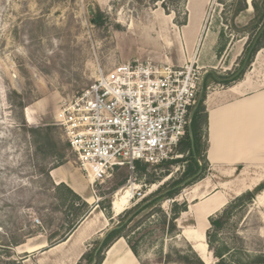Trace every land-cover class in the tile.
<instances>
[{"label":"rangeland","instance_id":"obj_1","mask_svg":"<svg viewBox=\"0 0 264 264\" xmlns=\"http://www.w3.org/2000/svg\"><path fill=\"white\" fill-rule=\"evenodd\" d=\"M255 1L264 8V0ZM234 4V0H182L177 5L167 3L164 11L160 3L137 7L130 0H0V264H25L24 244L52 246L54 240H49V236L65 214L62 208L54 211V206L62 203L54 198L65 196L51 191L45 176L55 161L47 150H36L21 129L16 105L19 102L25 105L21 118L27 126L51 125L61 104L90 85L98 69L110 70L133 60L158 61L165 56L174 66H181L192 58L198 43V66L208 75L205 101L213 88H225L241 79L255 89H263L264 48L251 57L250 49L264 20L254 29L253 8L233 20ZM240 73L243 74L239 79L229 84L224 82ZM31 114L36 115L32 123L25 119ZM205 125L206 117H203L199 123L200 149L206 150ZM55 132L59 138L61 131L55 127ZM64 154V162L75 160L69 149ZM202 154L205 155L201 150ZM186 156L179 155L174 160L183 161ZM201 164L205 166L203 174L181 190L176 200L179 204L195 203L215 192L218 183L230 180L219 189L236 192L229 204L259 184L258 179H264V165L248 167L238 176L223 178L213 177L208 164ZM186 166L184 162L171 165L167 177H164L166 170L150 167L146 176L130 177L119 189V195L131 191L120 215L163 184L181 179ZM149 175L155 178V184L146 183ZM107 185L96 187L95 196L106 209L103 214L109 231L118 224L120 216H115L111 209L119 190L107 197ZM103 194L106 197H100ZM171 202L160 204L161 213L140 220L149 212L146 210L134 220V223L140 220L128 237L138 256L134 264H164L162 257L173 249L188 252L189 246L206 245L205 237L204 242L194 239V221L189 213L181 214L176 221L182 232L179 236L167 233L162 214L167 218L172 216ZM14 240L25 243L10 251L1 249ZM99 241H91L87 251L91 252ZM218 242L234 250L225 255V264H248L264 257V193L251 205H241L232 211L231 222L219 233ZM203 262H218L208 247ZM78 264L88 262L81 260Z\"/></svg>","mask_w":264,"mask_h":264},{"label":"built area","instance_id":"obj_2","mask_svg":"<svg viewBox=\"0 0 264 264\" xmlns=\"http://www.w3.org/2000/svg\"><path fill=\"white\" fill-rule=\"evenodd\" d=\"M181 66L165 56L98 69L95 79L58 108L53 126L92 192L117 169L177 159L204 90L197 53Z\"/></svg>","mask_w":264,"mask_h":264},{"label":"trees","instance_id":"obj_3","mask_svg":"<svg viewBox=\"0 0 264 264\" xmlns=\"http://www.w3.org/2000/svg\"><path fill=\"white\" fill-rule=\"evenodd\" d=\"M137 7H146L149 5H156L160 3V6L165 11L167 10V3L170 5H177L182 0H130ZM235 4L232 8V18L233 20L240 15L242 12L247 10L246 0H234ZM252 8L256 13L255 16V24L254 29L258 28L260 25V21L264 20V8H260L256 1L252 2ZM264 27V23L258 28L254 41L251 45L250 49V57L256 52L260 51L264 48V31L260 34V31ZM243 73H240L233 80L224 81L226 84L233 82L241 77ZM208 76V75H207ZM207 78V77H206ZM13 95H16L13 93ZM205 94L203 93L201 102L193 114L191 127L187 131V134L180 142L177 148L178 155H187L186 160H172L169 162H165L159 164L157 166H150L141 162L134 163L133 172L124 167L117 169L113 174V177L109 182H105L100 185H109L107 191V197H110L117 190L121 189L126 185L129 181L130 177H141L142 175L146 176L147 168H153L155 170H166L164 177H167L170 172L169 168L171 165L176 164L178 162H184L187 166L184 169L182 174V178L173 181L170 185L163 184L156 192L150 194L148 197L144 198L143 201L139 204H136L133 208L125 211L122 215L119 216L118 224L113 227L105 236V238L99 241L96 247L91 251L87 252L81 260H87L88 264H92L93 260H95V264H102L104 260V255L107 249L117 240L123 239L128 247V249L132 252L133 256L137 259V252L135 247L128 240L129 233H132L134 229L137 228L140 220L143 218H147V216H151L155 212H160L159 206L163 202L172 201L170 213L171 217L167 218V216L163 213V224L166 226V231L169 234H172L173 237H177L181 234L177 225L178 217L187 212L188 205L186 202L178 203L177 197L179 196L181 190L187 186H190L195 180L201 177L204 171L202 162H206L205 155H201L202 152H206L205 148L200 149V120L201 118L206 117L205 113ZM16 107L20 110V116L18 117L19 125L21 129L28 135L32 144L35 146L36 150H47L52 161H55V164L52 168H50L47 172H45L46 180L50 184V189L53 192H62L63 197L54 198L56 201L61 204H56L54 206V211L58 212L59 208L64 210L63 220L58 224L56 230L49 236V240L53 241V245H57L59 243L64 242L67 237L76 229V227L88 216L89 206L77 195H75L71 190H69L64 185H54L49 176V171L56 167L61 166L65 162V150L68 149V145L65 142H61L60 137H57L55 132V127L53 124L51 125H42L38 127H30L27 126L25 121L21 118V112L25 108L22 102H19ZM204 115V116H203ZM202 161V162H201ZM44 170V169H43ZM45 171V170H44ZM43 171V172H44ZM186 182V183H185ZM148 185L155 184V178L149 175L148 180H146ZM185 183V184H184ZM184 184L183 186H181ZM107 185V186H108ZM167 188L164 189V186ZM264 191V179L261 180L259 184L253 187L251 190L242 193L241 195L233 198L231 202L221 211V213L216 214L208 219L209 227L205 232V243L208 247V251L211 252L214 259H217V264H225V255L231 253L226 244H219L218 235L219 233L226 228L231 222L232 211L239 206H248L253 203L258 195H260ZM100 195V197L105 196ZM105 196V197H106ZM108 207V206H107ZM106 207V208H107ZM158 207V208H157ZM98 208L105 212V207H101V204H98ZM146 210L149 212L145 214L140 220H134L139 217ZM111 218V217H110ZM109 218V219H110ZM52 224V221H50ZM136 227V228H135ZM25 242L20 241H12L9 242L8 245H5L3 248L6 251H10L12 248H16L18 246L23 245ZM188 245V244H187ZM220 245V246H219ZM234 249V248H232ZM162 262L164 264H205L198 255L194 252V250L189 246L188 252H183L180 249H173L170 253L164 255L162 257ZM248 264H264V257L257 258L255 260L250 261Z\"/></svg>","mask_w":264,"mask_h":264},{"label":"crops","instance_id":"obj_4","mask_svg":"<svg viewBox=\"0 0 264 264\" xmlns=\"http://www.w3.org/2000/svg\"><path fill=\"white\" fill-rule=\"evenodd\" d=\"M253 1L255 0L250 3L246 2L247 10L245 12L251 11ZM190 24L191 20L187 22L186 28ZM213 79L218 80L214 75ZM207 80L208 76L205 73L204 86ZM204 106L207 144L205 160L213 177L229 178L238 176L242 170L246 171L248 167L264 165V88L255 89L251 83L241 79L225 88H213L206 96ZM210 113L214 114V126L212 129L209 122ZM25 119H30V123L35 122L36 115L25 116ZM245 126L250 128L249 131L247 130L248 132L245 131ZM49 176L54 185H64L80 197L89 206V213L62 243L52 246L46 243L35 246L24 244L27 247L25 251L27 259L24 263L78 264L83 255L88 252V244L95 239L103 240L111 229L107 230L108 225L105 216L98 208V198L92 192L83 173L75 165L74 160H68L61 166L51 169ZM261 180L262 178L258 179V182ZM229 181L218 183L219 186L215 188V192L209 193L201 197L197 202L188 205L186 213L193 217L194 230L197 225L193 214L195 207L205 203L207 208H214L208 211L212 212L214 216L222 208H225L228 200L232 198V194H236L234 191L231 192L230 189L228 190L229 192L219 190L223 187L222 185L229 183ZM248 190H251V188ZM191 247L193 249V245ZM112 249L115 250L114 257L116 260L119 257V253L123 252L131 260L130 264H134L135 257L123 239H117L107 249L102 264L107 260Z\"/></svg>","mask_w":264,"mask_h":264},{"label":"bare ground","instance_id":"obj_5","mask_svg":"<svg viewBox=\"0 0 264 264\" xmlns=\"http://www.w3.org/2000/svg\"><path fill=\"white\" fill-rule=\"evenodd\" d=\"M189 2L191 0H188ZM248 2H251L252 0H247ZM187 6V5H186ZM191 8V7H190ZM259 104V103H258ZM26 111V110H25ZM27 116V115H26ZM30 116V115H29ZM209 122H210V125H211V129L213 128L214 126V114L213 113H210V117H209ZM245 122L246 120L244 121V125H245ZM249 127H246L245 126V131L248 132L249 131ZM248 130V131H247ZM228 131V130H227ZM229 134V133H228ZM231 139V138H230ZM132 190V189H131ZM119 192L120 190L118 191L115 199L111 202V209L113 210L114 212V215L115 216H118L120 215L124 210H125V207L128 203V200L130 198V194H131V191L130 190H127V191H124L121 195H119ZM264 191L257 196L256 199H259L262 197ZM258 202V201H257ZM204 208V209H202ZM214 209V208H212ZM212 209L210 208H207V205L204 203L202 205H199L197 207H195V211H194V217L196 219V229L194 230V234L196 237H194L195 240H200L202 242L203 241V238L205 236V232L206 230L208 229V219L213 216L212 215V212H208V211H211ZM192 232H190L191 234ZM193 234V233H192ZM191 234V235H192ZM185 236V235H184ZM206 245H194L193 246V250L195 252H197V254L199 255L200 258H203L206 259V254H205V249H206ZM115 250H116V247H115ZM115 250L112 249L111 252H109V255H108V258L107 260L104 262V264H113V262H115L114 264H130V261L129 260V257L128 255H126L125 253L121 252L119 253V257L118 259L116 260L115 257H114V254H115ZM206 264V263H205Z\"/></svg>","mask_w":264,"mask_h":264},{"label":"water","instance_id":"obj_6","mask_svg":"<svg viewBox=\"0 0 264 264\" xmlns=\"http://www.w3.org/2000/svg\"><path fill=\"white\" fill-rule=\"evenodd\" d=\"M247 3H250L246 0ZM264 31V27L262 28V30L260 31V34ZM186 183V182H185ZM200 258V257H199ZM201 259V258H200ZM202 260V259H201ZM203 261V260H202ZM92 264H95V260H93Z\"/></svg>","mask_w":264,"mask_h":264}]
</instances>
